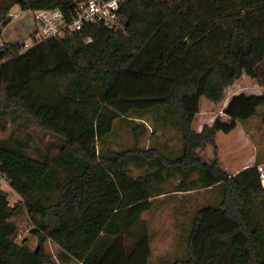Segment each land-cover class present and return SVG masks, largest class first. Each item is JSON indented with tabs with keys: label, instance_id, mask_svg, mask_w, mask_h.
<instances>
[{
	"label": "trees",
	"instance_id": "trees-1",
	"mask_svg": "<svg viewBox=\"0 0 264 264\" xmlns=\"http://www.w3.org/2000/svg\"><path fill=\"white\" fill-rule=\"evenodd\" d=\"M77 1L0 0V19L8 22L7 12L15 4L24 10L60 8L70 19ZM118 15L123 28L87 23L21 54L22 43L8 45L2 53L8 58L0 69V129L9 122L14 128L0 137V162L21 201L12 205L0 189V264L82 261L90 248L102 259L110 244L96 247L100 232H120L112 214V206L122 200L116 175L126 174L131 163L154 167L136 180L157 189L158 195L168 193L161 184L173 174L181 179L172 194L221 189L216 203L193 214L185 255L149 264H196L195 236L208 211L232 223L231 230L219 235L227 244L218 249L216 261L236 236L244 235L243 264H264V188L258 172L263 161L257 157L254 164L229 173L218 157L204 160L199 149L215 143L217 132L228 127L218 115L198 130L192 115L199 96L220 101L244 74L256 76L255 41L264 40V0H123ZM125 72L176 81L168 102L159 108L162 121L180 130L181 152L141 146L148 129L134 118L127 119L134 132L131 146L102 148L93 156L75 139ZM262 104L264 93H238L223 110L246 118ZM33 129L40 135L32 145ZM22 205L34 219L35 248L17 240L18 227L11 218ZM48 240L58 244V259L46 250Z\"/></svg>",
	"mask_w": 264,
	"mask_h": 264
},
{
	"label": "rangeland",
	"instance_id": "rangeland-1",
	"mask_svg": "<svg viewBox=\"0 0 264 264\" xmlns=\"http://www.w3.org/2000/svg\"><path fill=\"white\" fill-rule=\"evenodd\" d=\"M12 11L21 12L22 9L15 4ZM34 23L31 11L17 16L6 30L7 38L25 39L32 43ZM175 83L174 80L125 72L84 122L75 139L93 156H98L102 148L131 146L134 144V132L127 119L134 118L148 129L140 141L141 146L158 145L166 152H177L179 149L181 152V132L170 122L162 121V110L159 108L168 102ZM238 93L260 95L264 93V88H259L256 78L244 74L226 88L224 99L214 101L201 95L192 103L195 129L201 130L205 124H212L218 115H222L227 130L218 131L215 143L201 147L199 153L207 161L218 157L229 173L254 164L257 157L261 158L259 161H264V104L257 107L256 114L246 118L225 113L224 107ZM13 128L14 124L9 122L5 129H0V137H8ZM33 132L32 145L40 135L36 129ZM20 135L26 138L25 133L20 132ZM28 151L33 154L32 148ZM152 169L154 167L149 165L131 163L126 174L116 175L122 200L118 206H112V214L120 225V232L116 235L104 229L100 232L96 247L110 244L105 256L98 258L94 248H90L82 261L60 264L168 263L177 256L185 255V240L193 214L204 204L216 203L221 189L215 186L172 194L181 179L180 174H173L166 176L161 184L162 190L168 193L158 195L157 189L146 187L136 180L139 174ZM0 185L7 191L12 205L21 201V196L9 180ZM11 219L18 227L17 240H26L31 248H35L39 237L31 231L34 219L26 207L22 205ZM231 229V220L215 211H208L195 236L196 264H243L244 235L236 236L220 260L215 259L218 249L227 244L219 235ZM45 247L54 259H58V244L48 240Z\"/></svg>",
	"mask_w": 264,
	"mask_h": 264
},
{
	"label": "built area",
	"instance_id": "built-area-1",
	"mask_svg": "<svg viewBox=\"0 0 264 264\" xmlns=\"http://www.w3.org/2000/svg\"><path fill=\"white\" fill-rule=\"evenodd\" d=\"M122 1L123 0H78L71 12L72 17L70 19L67 18L66 14L60 8H38L28 10L21 8V12H13L11 8L7 12V17H9L8 22L0 19V69L8 58L7 55H2V53L6 52L8 45L22 43V47L18 53L21 54L44 39L51 37L62 38L75 31H80L87 23H104L112 28H123V24L120 22L118 15ZM27 11L32 12L35 22L31 32L34 41L29 43L26 42L25 39L7 38L6 30L9 24L14 18L23 15V13ZM258 172L261 185L264 188V161L259 164ZM7 180L8 179L2 171L0 162V184L2 182H7ZM0 189L6 191L2 185H0Z\"/></svg>",
	"mask_w": 264,
	"mask_h": 264
},
{
	"label": "crops",
	"instance_id": "crops-1",
	"mask_svg": "<svg viewBox=\"0 0 264 264\" xmlns=\"http://www.w3.org/2000/svg\"><path fill=\"white\" fill-rule=\"evenodd\" d=\"M255 46L257 53H256V63H255L256 76L254 78H256L259 88L261 87L264 88V77H263L264 76V40H260V39L256 40Z\"/></svg>",
	"mask_w": 264,
	"mask_h": 264
}]
</instances>
